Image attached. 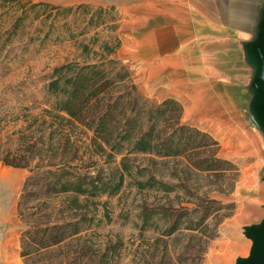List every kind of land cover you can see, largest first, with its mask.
<instances>
[{"label":"trees","instance_id":"16d2710c","mask_svg":"<svg viewBox=\"0 0 264 264\" xmlns=\"http://www.w3.org/2000/svg\"><path fill=\"white\" fill-rule=\"evenodd\" d=\"M105 74L103 64L55 68L47 88L55 101L47 112L73 131L91 134L94 155L105 157L106 163L122 156L120 168L105 174L96 169L95 161L79 164L72 157L30 169L18 207L21 220L28 219L20 239L22 260L25 264H204L221 226L237 211V203L229 197L240 179L239 167L220 155V144L210 134L184 122L179 102L168 99L148 111L131 107L121 97L112 98ZM67 145L75 148L68 138ZM137 155L150 156L153 165L158 159L183 165L171 175L178 182L159 180L151 167L131 164L130 157ZM0 162L25 169L31 157L19 161L6 157ZM134 170L137 189L161 192L166 202L140 207L138 235L125 241L117 234L98 245L92 237L96 231H90L101 225L97 199L119 193ZM26 194L42 200L31 214L23 209ZM55 197L63 198L58 220L32 224L31 217ZM148 232L154 236L147 237Z\"/></svg>","mask_w":264,"mask_h":264},{"label":"crops","instance_id":"0c3cea01","mask_svg":"<svg viewBox=\"0 0 264 264\" xmlns=\"http://www.w3.org/2000/svg\"><path fill=\"white\" fill-rule=\"evenodd\" d=\"M39 4L44 8L40 19L60 12L62 23L75 14L90 28L98 29L100 20L105 21L102 28L117 27L118 52L132 64L147 96L157 103L176 100L183 107L184 122L219 142L220 155L241 171L235 193L248 200L239 218L260 217L264 0H0V17L4 14L12 21V28L28 7ZM30 23L31 19L23 22L12 46L29 40ZM9 199L0 197V227L18 235ZM9 230L0 236V264H25L17 250V259L9 258L10 245L19 244L18 236L14 241V236L7 238Z\"/></svg>","mask_w":264,"mask_h":264},{"label":"rangeland","instance_id":"374dc122","mask_svg":"<svg viewBox=\"0 0 264 264\" xmlns=\"http://www.w3.org/2000/svg\"><path fill=\"white\" fill-rule=\"evenodd\" d=\"M39 5L37 8L28 7L23 12L24 18L16 22L18 29L15 28L16 24L10 27L12 21L4 19V14L0 17V158L7 157L19 161L23 157H31L29 167L25 169L5 166L0 162V173L4 175L3 181H0V197L4 201L8 198L12 200L7 204L12 203V212L14 211L18 223L15 230L18 235L13 234L7 227H0V236L8 229V239L11 240L13 236L12 241L17 236L19 238L17 247L15 242L10 245L9 258L12 260L17 259L15 250L21 252V233L28 228V219L26 222L21 220L18 207L24 184L31 176L30 169L42 164H59L76 157L79 164L92 160L97 163L96 169L111 174L120 168L122 160V156H117L113 162L106 163L105 157L94 155V148L91 147L89 139L91 134L87 136L80 130L73 131L67 124L47 112L55 101L47 91L55 68L68 63H79L82 66L103 64L106 80L111 83L109 90L113 99L121 97L124 104L144 108L146 111L160 104L147 96L132 64L118 52L119 36L114 34L117 27L102 28L101 25H104L105 21L100 20L96 21L98 29L90 28L87 24L84 26L86 20H76L75 14H72L70 20L62 23L60 12L52 13V19H40L44 8L43 4ZM27 19H31L29 40L20 46H12L17 37V30ZM67 138L75 148L67 145ZM40 159L44 161L40 162ZM157 161L158 164L153 165L148 155L130 157V163L136 167L149 166L154 169L157 179L178 182L171 175L183 165L177 162L162 163L159 159ZM135 170L132 177L126 176L125 184L119 193L97 199V215L101 225L90 231H96L97 234L92 237L98 245L117 234L125 241L138 235L142 225L139 220L140 207L166 202L165 195L161 192H142L137 189L133 184L137 176ZM17 179L18 185L15 183ZM200 183H204V179H201ZM173 196L174 194L171 195ZM229 199L237 203V211L221 226L219 237L210 245L204 264H215L219 261L224 262L223 264H239L247 260L254 244L249 231L264 228V212L258 218L253 215L239 218L243 208L247 207L243 202L248 199L241 197L237 192ZM41 201L26 194L24 211L27 214L33 213ZM62 206L63 198L55 197L48 207L29 221L32 224L55 222ZM105 214L109 215V219L105 218ZM41 217L43 219H40ZM146 236L153 237L154 234L148 232Z\"/></svg>","mask_w":264,"mask_h":264},{"label":"water","instance_id":"95a60500","mask_svg":"<svg viewBox=\"0 0 264 264\" xmlns=\"http://www.w3.org/2000/svg\"><path fill=\"white\" fill-rule=\"evenodd\" d=\"M264 66V56L261 57ZM264 112V109H263ZM249 236L254 240L250 257L239 264H264V228L250 230Z\"/></svg>","mask_w":264,"mask_h":264}]
</instances>
